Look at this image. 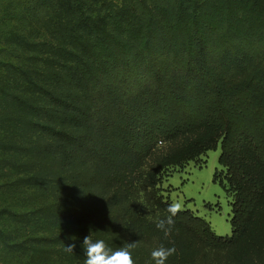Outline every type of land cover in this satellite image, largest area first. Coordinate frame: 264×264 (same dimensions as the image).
I'll return each instance as SVG.
<instances>
[{
    "label": "trees",
    "instance_id": "1",
    "mask_svg": "<svg viewBox=\"0 0 264 264\" xmlns=\"http://www.w3.org/2000/svg\"><path fill=\"white\" fill-rule=\"evenodd\" d=\"M210 1L0 0L2 264H84L81 244L88 232L113 250L136 242L133 259L145 257L148 264H154L151 251L161 244L177 249L166 264H212L205 258L214 250L242 247L264 199V183L233 153L248 139L254 161L264 169V103L253 100V84L259 82L254 77L264 75L259 60L264 48L254 46L256 34L251 38L247 28L231 44L226 33L241 21L239 2L216 10ZM253 13L262 16L264 8H250ZM122 24L133 31L117 32ZM252 25L248 29L259 32L264 20ZM217 40L223 42L214 46ZM184 45L183 61L172 58L167 66L160 52ZM218 47L227 65L250 73L238 87L218 73L226 65L215 59ZM171 68L188 71L183 95L165 78ZM150 76L156 77L155 90L147 82ZM202 123L217 131L209 141L194 133L191 141L156 155L159 143ZM219 146V164L228 167L235 182L245 184L233 193L232 234L218 235L205 218L183 209L165 237L156 227L169 215L162 177ZM48 154L54 162L41 173L36 161ZM148 155H156L151 168H136L134 158ZM87 157L94 158L90 193L102 179L100 161L108 179L101 208L83 214L80 162ZM75 164L73 175L70 166ZM68 175L74 188L68 186ZM40 180L47 182L39 185ZM136 186L147 189L146 206L119 196ZM71 195L75 205L68 202ZM102 209L115 211L107 214V224L98 222ZM260 228L263 235L264 221ZM100 231L108 235L97 236ZM72 243L73 252L66 251Z\"/></svg>",
    "mask_w": 264,
    "mask_h": 264
},
{
    "label": "rangeland",
    "instance_id": "2",
    "mask_svg": "<svg viewBox=\"0 0 264 264\" xmlns=\"http://www.w3.org/2000/svg\"><path fill=\"white\" fill-rule=\"evenodd\" d=\"M140 1V0H138ZM232 0H211V5L217 9H223L228 3ZM239 5L237 6V11L240 16V23L237 24L236 27H232L230 32L226 33L227 40L232 44V40L238 39L244 35V29L247 28V32L251 35V38L256 34V42L254 46L263 47L264 48V33L260 28L259 32L249 30L248 28L253 27V23L263 21L264 13L262 16L259 14L253 13L251 16L250 8L261 10L264 8L262 4V0H237ZM264 3V0H263ZM222 4L224 6H222ZM256 11V10H255ZM161 19H165L163 14H159ZM253 17V18H252ZM252 23V24H251ZM126 25V24H125ZM121 25V27L117 28V32L125 30L129 25L125 26ZM127 27V28H126ZM125 28V29H122ZM129 31H133L131 27L128 28ZM126 31V30H125ZM179 39H182L183 35H180ZM222 40H217V43L214 46L222 44ZM252 46V44L250 45ZM231 47L228 46V49ZM222 48H217L214 53H216V60L222 62V64H226L229 60L223 58L221 52ZM186 46L184 45L178 51L173 52L170 50H166L165 53L160 52L164 61H166V65L169 66V61L179 59V62L183 61L182 55L185 54ZM182 52V53H181ZM220 53V54H219ZM44 55V54H43ZM261 64L264 66V57H261ZM41 61V59H40ZM39 66L41 65V62ZM174 68H171L172 71ZM165 72V78L168 79V82L171 84L173 89L180 95L184 94V86H185V78L187 74V70L177 69L172 72ZM167 73V74H166ZM219 74L223 76V79L228 83H232L233 86H239L240 81L244 80L246 77L250 76V73L245 74L240 72L239 69H234L232 65H225L222 68H219ZM0 74L5 75V70L0 67ZM260 75V74H259ZM264 78V75H261ZM254 77L255 80H259V82H254L255 86V95L253 96V100L255 102L264 103V79L263 78ZM155 76H150L148 79V84L152 85V89L155 90L157 86V81ZM198 133L204 142L209 141L208 138L216 135L217 131L212 125L208 123H202L197 126V128L192 132H181L178 136L171 139L170 141H166L164 143H159L156 147V155L167 153L171 149H175L180 144L185 141H191L194 138L193 134ZM221 152L220 146L217 149H210L200 153L194 159L187 161L182 166H173L170 168L168 173H165L162 177L161 188L162 195H164L169 203L173 200L180 201L183 205V209H190L196 215H199L205 218L210 222L211 227L218 235H231L232 234V226H231V216H232V207L231 203L233 201V193L235 189L243 188V182H235L232 178L231 171L228 167L220 165L218 158ZM155 156L150 157H135L134 161L138 169L146 172L155 162ZM49 154L45 157L38 156L35 166L40 170L41 173L47 169L48 164L54 162L51 158L48 157ZM256 154L253 151L252 146L249 144L248 139H244L239 148L233 153V158L236 161L241 162L244 167L248 170L253 171L262 179L264 183V169L259 166L254 160H256ZM124 158L129 160L131 156L125 155ZM94 158L87 157L82 162H80L81 173L83 174V214L86 213L94 206H99L101 208V204L104 202V196L106 194H102V186L105 181L108 179V168L105 163L100 161V172L102 174V179H100V183L98 185V189L94 193H90L91 191V183L90 176L93 172L91 161ZM132 160V163L134 164ZM54 166L53 164L51 167ZM77 165L70 166V172L73 175L77 173ZM72 170V171H71ZM83 171V172H82ZM80 173V175H81ZM72 177L68 175V186L74 188ZM107 178V179H106ZM70 180V183H69ZM47 181L40 180L39 185H43ZM119 182H115L113 185H118ZM147 189L144 186H136L134 191H125L120 192L119 196L124 197L128 196L129 199L137 198L139 203H143L144 206L147 205V196L145 195V191ZM5 195V194H4ZM71 195L68 198V202L70 204H74L71 201ZM4 197L3 195L1 198ZM98 198L97 202L95 198ZM75 205V204H74ZM103 211L106 212V209L100 210L98 213L99 223L107 224L106 217L111 215L110 213H114L115 211L106 212L103 214ZM109 214V215H107ZM118 216V214H117ZM85 221H88V218L85 217ZM264 221V199L260 203V207L257 210L255 217L253 219V225L251 229V233L248 238L245 239L241 243V248L236 249H216L209 255H206L205 260L212 264H231L232 262H237L238 264H264V234L261 235V225ZM255 230V232L252 231ZM91 233V232H88ZM97 236H105L106 231H100L95 233ZM1 257V255H0ZM135 264H148L145 261V257H138L134 260ZM219 261V262H217ZM0 264H2L0 262Z\"/></svg>",
    "mask_w": 264,
    "mask_h": 264
},
{
    "label": "clouds",
    "instance_id": "3",
    "mask_svg": "<svg viewBox=\"0 0 264 264\" xmlns=\"http://www.w3.org/2000/svg\"><path fill=\"white\" fill-rule=\"evenodd\" d=\"M183 211V205L180 201L173 200L167 207L169 215L160 219L156 227L168 237L175 224L174 217ZM76 244L72 243L66 246V251L73 252ZM81 247L85 256L84 264H135L131 249L136 247V242L128 243L116 250H113L103 239L93 240L91 233L83 238ZM176 247H166L161 244L151 251V259L154 264H166L169 257L175 255Z\"/></svg>",
    "mask_w": 264,
    "mask_h": 264
}]
</instances>
